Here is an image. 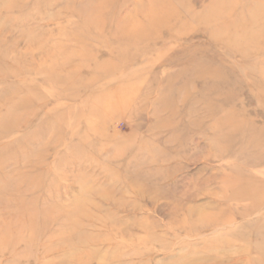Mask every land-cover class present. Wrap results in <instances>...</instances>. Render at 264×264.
Returning a JSON list of instances; mask_svg holds the SVG:
<instances>
[{"label":"rangeland","instance_id":"obj_1","mask_svg":"<svg viewBox=\"0 0 264 264\" xmlns=\"http://www.w3.org/2000/svg\"><path fill=\"white\" fill-rule=\"evenodd\" d=\"M0 264H264V0H0Z\"/></svg>","mask_w":264,"mask_h":264}]
</instances>
